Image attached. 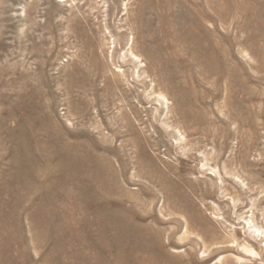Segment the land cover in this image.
<instances>
[{"label":"rangeland","instance_id":"obj_1","mask_svg":"<svg viewBox=\"0 0 264 264\" xmlns=\"http://www.w3.org/2000/svg\"><path fill=\"white\" fill-rule=\"evenodd\" d=\"M0 264H264V0H0Z\"/></svg>","mask_w":264,"mask_h":264}]
</instances>
